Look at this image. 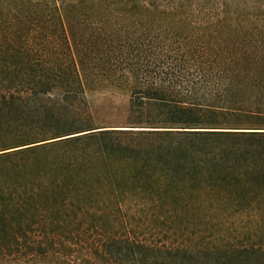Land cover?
<instances>
[{"label":"trees","instance_id":"trees-1","mask_svg":"<svg viewBox=\"0 0 264 264\" xmlns=\"http://www.w3.org/2000/svg\"><path fill=\"white\" fill-rule=\"evenodd\" d=\"M0 264H264V0H0Z\"/></svg>","mask_w":264,"mask_h":264},{"label":"rangeland","instance_id":"rangeland-1","mask_svg":"<svg viewBox=\"0 0 264 264\" xmlns=\"http://www.w3.org/2000/svg\"><path fill=\"white\" fill-rule=\"evenodd\" d=\"M88 100L96 116L103 119V124L106 123L104 126H114L116 125L114 123H118L125 119L129 100V96L126 92L112 91L111 93H91Z\"/></svg>","mask_w":264,"mask_h":264}]
</instances>
